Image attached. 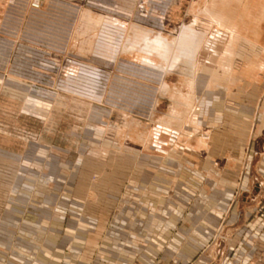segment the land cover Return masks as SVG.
<instances>
[{
	"label": "crops",
	"instance_id": "obj_1",
	"mask_svg": "<svg viewBox=\"0 0 264 264\" xmlns=\"http://www.w3.org/2000/svg\"><path fill=\"white\" fill-rule=\"evenodd\" d=\"M47 1L49 11L20 7L13 34L0 40V81L14 87L0 88V96L21 103L22 113L50 131L51 99L59 90L27 84L41 81V74L13 71L15 54L40 43L37 24L46 16L56 32H64L51 43L61 52L68 48L80 9L58 0L43 4ZM202 1L168 11V28L174 17L183 18L182 28L208 9L215 14L199 29L206 36L195 42L196 56L180 59L173 71H141L131 54L121 58L114 39L113 74L94 92L93 110L102 117L86 128L89 145L73 150L48 142L33 154L44 162L45 185L29 186L21 177L31 157L0 151L23 169L12 188L8 181L0 185V264H222L231 256L237 264H264V220L252 218L251 211L264 193V0H204L207 5L199 7ZM118 6L115 0L113 8L91 10L120 18ZM114 29L120 41L123 29ZM81 60L70 58L77 69L67 82L88 80ZM86 84L78 96L84 97ZM238 188L243 194L231 211L226 237L211 240L221 210L212 202L207 206L206 194H220L222 209ZM20 190L31 196L26 204L11 198ZM191 198L206 205L204 210L186 207ZM129 205L140 214L150 210L149 215L136 217L130 233H107L111 214ZM117 222L124 225L118 219L115 227Z\"/></svg>",
	"mask_w": 264,
	"mask_h": 264
},
{
	"label": "rangeland",
	"instance_id": "obj_2",
	"mask_svg": "<svg viewBox=\"0 0 264 264\" xmlns=\"http://www.w3.org/2000/svg\"><path fill=\"white\" fill-rule=\"evenodd\" d=\"M163 1L164 0H118V8L122 16L120 18L109 16L112 17V20H109L106 16H102V13L95 12L97 9L95 11L91 9L88 10L80 0H58V2L71 3L73 6H77L78 9H80L77 17L78 20L77 18L75 19L77 23L72 37L69 40L68 48L63 52L57 49L55 44L51 43V39L43 37V32L45 33L49 26L54 27V25L50 23L52 17L49 18L46 16V19L41 21L40 24H37L41 31L40 36H38L40 39L37 40L40 43H38L36 49H25V52L17 55L15 54L13 71H23L31 77L35 74H41L43 78L38 82L42 84L38 82L35 83L34 79L26 81L27 84H35L36 87L41 86L42 89L45 90H49L51 87L52 90H59L57 91L58 94L52 96L51 99L54 102L52 111L49 114L52 120V129L48 131L47 128H43L42 124L39 123L37 119L22 113V111H20L21 103L15 100L11 101L12 98L10 97L0 96V151L25 155L32 158L31 162L27 164L25 173L21 175L27 185L33 187L45 185L43 177H41L44 172V162L33 159V154L36 153L35 150L38 149L39 146H46L48 142H50L53 146L59 148L78 150L84 145H89V141L86 138V128L92 124L96 125V122L102 117L101 114L93 110L97 109L96 106H98L97 103L93 101L95 99L94 92H97L96 90L103 86L109 75L113 74L111 69L114 64L112 60V46L115 41L121 45L123 52L121 55L122 59H129V54H131L133 59L138 60L140 65L147 66L158 73L173 71L178 67L176 64H178L180 59H190L196 56L199 48L195 42L204 39L206 36L204 32H199V29H204L207 25V20L215 16L214 12H210L209 9L204 13L205 17L199 20L195 18L191 23L182 28V22H180L183 19L182 17L179 18L180 20L178 17H174L169 28L166 26L164 20V29L160 35H158L157 32L151 31L147 26H144L141 23L142 20H136L135 16L131 18L124 16V14L130 15L131 11L138 12V14L140 13L142 15L146 9L151 7L156 8L157 5H161L160 3ZM7 2L11 4L13 0H0V20ZM48 3L47 1V3L43 4V8L47 9L46 11L51 9V7L48 8ZM193 3H195L194 0H170L168 11H183L191 8ZM206 3L207 2L203 0L199 3V7H205V5H207ZM196 7L198 8V6ZM61 18L64 21L60 22V25L65 26V17L63 16ZM11 21L14 22L13 19H11ZM115 26L123 29V34L120 36L121 42L119 38H116V33L114 31ZM218 26L222 27L221 22H218ZM32 34L33 33H29L28 38H32ZM57 35L64 36V32ZM25 37H27V35ZM221 39L223 40L224 37L220 36L218 38V40ZM58 40L65 42V39ZM97 41L100 43H97ZM107 45L111 46L108 47ZM94 51H96V54H99L97 57L92 55ZM71 57L84 60V62L81 60L85 63L84 70H86V72H83L90 81L75 80L67 82L65 80L66 76H72L73 70L77 69V66H73V69L71 68L69 63ZM51 63L55 64V68L58 67V74L53 75L50 71ZM101 74L103 77H101ZM104 77L106 79H104ZM83 82L88 84H86L88 91H84V97H80L78 95L82 92L81 88H85L82 85ZM11 84L12 83L9 81L2 80L0 81V88L14 89ZM164 84L166 83H161L160 88L165 92L166 86ZM115 87L117 88L118 86ZM31 89H33V87ZM71 89L78 93H73L74 91H71ZM8 104L13 107L8 109ZM41 141H43V143H41ZM18 168L20 171L23 170L21 169V164L19 166L17 162L5 161L0 157V185L8 181L12 188L16 176H18ZM20 171L19 173H21ZM57 173H60V169H57ZM174 185L175 183L172 185V188H174ZM179 185L181 186L182 184ZM242 194L243 192L238 188L232 194L233 197L231 200L227 202V206L222 209L219 200V197H221L220 194H206L205 199L207 206L209 207L208 203L212 202L218 210H221V220L211 236L212 240H220L226 237L225 235H227V230L230 226L231 211ZM215 195L218 198H216ZM172 196V194L169 196L171 200ZM30 197V194L22 190L17 194L11 193V198H15V202L19 203L26 204L30 201ZM193 204L200 206V208H202L201 211L206 207V205L197 204L195 198L189 199L186 207H190ZM133 206L129 205L121 211L113 212L109 218V226H107L106 232L130 233V225L136 220V217L141 219L149 215L148 213L150 210H148V212L147 210H143L144 214H140V212L136 211V207ZM251 211L252 218L264 220L263 194L256 201L255 207ZM169 215L168 213L165 214L166 217ZM118 219L124 222L123 226L120 225L122 228H119V222H117L115 227L114 221ZM231 239L232 237L229 241H231ZM214 244L215 243H213V245ZM255 264H259V262L256 260Z\"/></svg>",
	"mask_w": 264,
	"mask_h": 264
},
{
	"label": "built area",
	"instance_id": "obj_3",
	"mask_svg": "<svg viewBox=\"0 0 264 264\" xmlns=\"http://www.w3.org/2000/svg\"><path fill=\"white\" fill-rule=\"evenodd\" d=\"M44 0H13V2L8 7V15L5 18V22L0 26V40L6 39L10 34H13L14 27L17 26L18 22V12L19 8L24 5L25 10L29 12H36L41 10ZM86 8L104 11L103 9H110L115 6V0H80ZM170 0H164L161 2V5H157L156 8L151 7L145 10L141 15L138 12H133L132 17L135 16L136 20H142V24L147 26L150 29L157 31V34L160 35L164 29V20L168 14ZM109 20H112V17L107 16ZM14 20V22L11 21ZM16 21V22H15ZM56 34H61V32H56L53 27L49 26L46 29L45 33L43 32V37L47 39H52ZM141 71H145L149 74L157 73L155 70L141 65ZM264 197V193H263ZM212 240V239H211ZM222 264H237L236 259L231 256L229 259L225 260Z\"/></svg>",
	"mask_w": 264,
	"mask_h": 264
},
{
	"label": "bare ground",
	"instance_id": "obj_4",
	"mask_svg": "<svg viewBox=\"0 0 264 264\" xmlns=\"http://www.w3.org/2000/svg\"><path fill=\"white\" fill-rule=\"evenodd\" d=\"M177 60V59H176ZM174 61H175V59H174Z\"/></svg>",
	"mask_w": 264,
	"mask_h": 264
}]
</instances>
